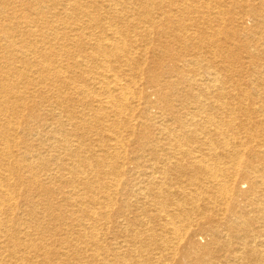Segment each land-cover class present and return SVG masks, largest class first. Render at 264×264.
<instances>
[{"label": "bare ground", "instance_id": "1", "mask_svg": "<svg viewBox=\"0 0 264 264\" xmlns=\"http://www.w3.org/2000/svg\"><path fill=\"white\" fill-rule=\"evenodd\" d=\"M237 2L247 31L225 0H0V264H264V0Z\"/></svg>", "mask_w": 264, "mask_h": 264}, {"label": "rangeland", "instance_id": "2", "mask_svg": "<svg viewBox=\"0 0 264 264\" xmlns=\"http://www.w3.org/2000/svg\"><path fill=\"white\" fill-rule=\"evenodd\" d=\"M238 0H225V3H226V6L224 7L225 9L226 8H228V9H230V11H231V13H232V15L234 16V18H232L233 20H231L228 24H229V26L231 27V28H236V26H239L238 25V23H237V21H236V15H237V12L238 11H241L242 9L240 8V6H239V3L237 2ZM246 2H247V4H252V3H254L255 1H256V3L261 7L262 5H263V0H245ZM241 4V3H240ZM223 8V7H222ZM253 21H250V20H248L245 24H244V26H239V27H241L240 29H241V32L242 31H247L248 29H250L252 26H253ZM238 28V27H237ZM225 44H227V43H225ZM3 61H5L4 59H2V58H0V64L3 62ZM15 63V62H14ZM17 65H19L18 63H16ZM143 85V84H142ZM143 87V86H142ZM24 90V89H23ZM37 94L38 93H34L33 95H32V100L29 102V104H33V102H34V98L35 97H37ZM156 112V113H155ZM154 113L155 114H162L161 113V110L159 109V110H157V111H155ZM148 122H150L151 124H152V122L149 120ZM153 122H154V120H153ZM130 149H131V147H130ZM129 155L131 156V158H136V155L135 154H133V153H131V152H129ZM133 161V160H132ZM126 167H127V169L129 170V171H131L130 169L131 168H133L134 166H133V164H130V163H127L126 162ZM124 165V166H125ZM132 172V171H131ZM121 180H123L121 177H119ZM106 181V180H105ZM125 192V191H124ZM120 201H118V203H117V205H116V207L117 208H119L122 204L121 203H119ZM40 216H42V215H40ZM49 221V220H48ZM111 227H110V232H111V234L112 233H114L116 230H117V228H113L112 229V225L111 224H109ZM119 231V229L116 231V233ZM73 256L74 255H72V256H70L71 257V259H73ZM65 259V258H64ZM69 259V258H68Z\"/></svg>", "mask_w": 264, "mask_h": 264}]
</instances>
